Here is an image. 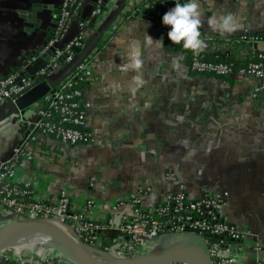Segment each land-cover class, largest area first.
Here are the masks:
<instances>
[{"label":"crops","instance_id":"crops-1","mask_svg":"<svg viewBox=\"0 0 264 264\" xmlns=\"http://www.w3.org/2000/svg\"><path fill=\"white\" fill-rule=\"evenodd\" d=\"M61 1L0 0V77L26 69L31 75L45 64L49 54L42 51L54 34ZM144 1L110 0L101 14L96 31L110 27L116 33L99 44L85 92L92 102V142L70 145L42 135L33 128L36 117H24L27 132L16 128L12 152L0 160L32 136L35 165L17 178L29 177L37 194H54L66 185L77 197L96 198L103 213L115 198L138 187L152 189L151 201L180 184L195 197L224 192L227 218L247 233L244 262L264 261V90L254 96L259 81L248 75L229 76L230 82L193 75L183 52L165 49L163 42L147 43V35L153 41L165 37L138 11ZM94 3L80 0L77 17H91ZM200 10L202 53L209 56L244 57L246 45L236 42V35L264 31V0H200ZM228 14L239 25L231 33L221 34L207 24L209 17ZM77 17L69 22L62 44L77 33ZM132 44L140 48L139 69L129 66ZM258 48L264 50V42ZM64 68L48 77L55 81ZM9 111L0 105V115ZM184 158L210 165L192 173L180 163ZM191 173L199 177L190 184ZM91 178L94 184L88 187Z\"/></svg>","mask_w":264,"mask_h":264},{"label":"built area","instance_id":"built-area-1","mask_svg":"<svg viewBox=\"0 0 264 264\" xmlns=\"http://www.w3.org/2000/svg\"><path fill=\"white\" fill-rule=\"evenodd\" d=\"M169 1L174 5L178 2ZM109 3L110 0H95L91 15H101ZM79 4L80 0L61 1L54 34L46 47L50 55L42 67L31 75L25 68L0 77V105L8 99L15 101L21 98L34 87L38 77L78 61L79 55L73 48L86 49L90 43L87 39L94 32L89 27L90 17H77ZM160 5L171 4L160 1ZM140 14L153 22L146 13ZM76 17L77 33L62 44L69 22ZM155 27L164 37L168 36L170 26L163 25L162 19ZM246 34L242 35L241 43L246 45V56L252 59L243 66L235 69L231 62L204 60L199 57L201 49L194 52L189 68L220 76H252L259 81L253 89L254 96L258 95L264 90V50L258 48L264 38ZM99 48V45L91 46L63 81L30 105L36 111L33 128L37 132L70 145L93 140L88 119L92 102L85 92L93 77L94 59ZM35 154V141L27 135L9 158L0 160V216L19 213L21 217L43 218L66 225L90 250H100L104 255L117 259L158 250L171 234L193 233L206 241L212 264H264L259 258L244 262L247 233L225 216L227 197L224 192L195 197L180 184L173 193L151 201L152 189L138 187L133 193L115 198L108 211L103 213L96 198L88 194L77 197L66 185L59 187L54 194H37L29 177L20 181L17 178L20 171L35 165ZM93 184L94 178H91L88 187ZM45 236L35 234L25 238L0 254V264H57V261L74 264L60 250L46 245ZM258 248L256 245L255 249Z\"/></svg>","mask_w":264,"mask_h":264},{"label":"water","instance_id":"water-1","mask_svg":"<svg viewBox=\"0 0 264 264\" xmlns=\"http://www.w3.org/2000/svg\"><path fill=\"white\" fill-rule=\"evenodd\" d=\"M56 12L59 13V10ZM93 45L94 42H90L88 47L82 51L74 47L73 51L79 55L78 61L64 66L63 74L55 81H52L48 75L38 77L34 81V87L21 98L15 101L8 99L4 105L10 108V111L5 116L15 113L22 119V111L54 88ZM45 53L50 55L49 50H46ZM5 116L0 115V119ZM0 217L9 219L0 225V254L17 246L31 235L44 234L59 239L64 246L61 253L74 264H104L102 258L112 260L113 264H212L206 241L193 233L171 234L158 250L117 259L104 255L101 251L102 255L96 254V251L93 252L86 247L66 225L62 226L43 218L21 217L19 213Z\"/></svg>","mask_w":264,"mask_h":264},{"label":"clouds","instance_id":"clouds-1","mask_svg":"<svg viewBox=\"0 0 264 264\" xmlns=\"http://www.w3.org/2000/svg\"><path fill=\"white\" fill-rule=\"evenodd\" d=\"M201 15L200 0H178L174 7L162 16L163 25L170 26L167 33L169 40L177 44L182 42L184 49L199 52L204 46L200 31ZM207 24L213 31H219L221 34L231 33L239 26L232 14L223 15L219 18L216 16L209 17ZM157 41L163 42V38L153 41V38L147 35V43L151 44ZM130 49L129 66L139 69L142 64L139 45L132 44Z\"/></svg>","mask_w":264,"mask_h":264},{"label":"trees","instance_id":"trees-1","mask_svg":"<svg viewBox=\"0 0 264 264\" xmlns=\"http://www.w3.org/2000/svg\"><path fill=\"white\" fill-rule=\"evenodd\" d=\"M160 1H166L167 4H171V5H167V6H161L160 5ZM174 7V4L169 1V0H145L138 8V11L140 13H146L148 16L151 17V19L153 20V24L157 25L158 22L161 21L163 14L168 11L170 8ZM79 11V10H78ZM106 11V9H104V12ZM78 16V15H77ZM101 15H94L92 17H90V24L89 27L93 28V33L88 37V42H94V45H99L101 44L103 41H107L108 38H110L111 36H113L116 33L115 29H112L110 27L103 29L102 31H96L97 28H100L102 26V22H101ZM201 31V39L203 40V32ZM242 35H236L235 37V41L241 43L242 41ZM246 36H259L264 38V31L260 30V31H256V32H251V33H247ZM104 43V42H103ZM164 47L165 49L168 50H174V51H180L184 53V58L185 61L188 65V69L189 72L193 75H200L202 77H214L216 79L219 80H224V81H228L230 82L231 80H229L228 76H220V75H214L210 72H197L195 70H192L189 68V64L191 63V61L193 60L195 53L192 50H188V49H184L182 46V42L180 44L177 43H173L169 40L168 36L164 38ZM200 58L207 60V61H212V62H218V61H225V62H231L232 66L236 69L238 67L243 66V64H245L247 61H249L250 59H252V57L250 56H244V57H235L233 55L229 56V57H221V56H209L206 55L204 53L199 55ZM64 67V65H62V68ZM71 71V70H70ZM65 79V77L61 80L63 81ZM60 81V82H61ZM59 82V83H60ZM85 85H82V87H84ZM86 87V86H85ZM88 87V86H87ZM86 87V88H87ZM51 137V136H48ZM92 141H90L89 143H91ZM88 185V184H87ZM188 193V192H187ZM225 214V212H224ZM226 216V214H225ZM227 217V216H226ZM7 220H9L7 217H0V225L3 224L4 222H6ZM229 220L231 222L235 221L233 219H231L229 217ZM51 243H53V241L51 240ZM98 255H102V253L100 252V250L95 252Z\"/></svg>","mask_w":264,"mask_h":264},{"label":"rangeland","instance_id":"rangeland-1","mask_svg":"<svg viewBox=\"0 0 264 264\" xmlns=\"http://www.w3.org/2000/svg\"><path fill=\"white\" fill-rule=\"evenodd\" d=\"M22 113H23L22 119H20L19 116L15 113L9 115L8 117H3L0 119V157H4V156L11 154L12 149H10V144L14 141L13 135L16 132V128L18 126L19 127L23 126L25 132H27L28 126L26 123V119L32 120L36 117V111L31 106H28L25 110L22 111ZM8 119H10V120H8ZM22 136H23V134H22ZM22 136L20 137V139L22 138ZM190 146H193V145H190ZM185 157H188V156H185ZM200 162L201 161H199V160L190 159V158H184L183 161H180V163H183L186 166L188 165V167L190 168L192 173L200 172V168H199L200 165L205 164L209 168L210 161H208V160L202 161L201 164H200ZM192 173L189 176V179H187L190 184L193 182L194 178H196V181H198V177H199L198 175L194 176Z\"/></svg>","mask_w":264,"mask_h":264},{"label":"bare ground","instance_id":"bare-ground-1","mask_svg":"<svg viewBox=\"0 0 264 264\" xmlns=\"http://www.w3.org/2000/svg\"><path fill=\"white\" fill-rule=\"evenodd\" d=\"M51 240L53 241L54 245L60 251L63 250V247L64 246H63L62 242L59 239H57L55 237H52V236H49V235H47V236L44 237V242H45L46 245H49L51 243ZM102 261L104 262V264H113L112 261L109 260V259H107V258H104V259L102 258Z\"/></svg>","mask_w":264,"mask_h":264}]
</instances>
